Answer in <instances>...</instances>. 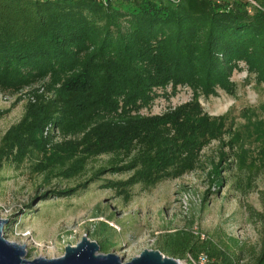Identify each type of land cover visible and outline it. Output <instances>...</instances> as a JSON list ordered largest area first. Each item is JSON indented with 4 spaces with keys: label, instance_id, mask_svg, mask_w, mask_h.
Returning <instances> with one entry per match:
<instances>
[{
    "label": "trees",
    "instance_id": "trees-1",
    "mask_svg": "<svg viewBox=\"0 0 264 264\" xmlns=\"http://www.w3.org/2000/svg\"><path fill=\"white\" fill-rule=\"evenodd\" d=\"M236 70L264 85V0H0V93L29 89L30 97L0 140V166L30 162L49 183L82 176L91 159L110 155L87 181L41 200L74 195L109 172H132L101 185L118 193L179 178L222 140L226 116L210 115L199 99L220 90L234 95ZM168 87L173 95L189 87L192 98L142 113ZM261 150L255 161L242 159L251 171L264 166ZM261 200V211L248 205L261 224L255 264H264ZM158 249L175 258L205 252L223 264L242 260L192 227L162 236Z\"/></svg>",
    "mask_w": 264,
    "mask_h": 264
},
{
    "label": "rangeland",
    "instance_id": "rangeland-1",
    "mask_svg": "<svg viewBox=\"0 0 264 264\" xmlns=\"http://www.w3.org/2000/svg\"><path fill=\"white\" fill-rule=\"evenodd\" d=\"M232 79L237 83L234 95L220 90L217 96L199 99L210 115L226 116L222 140L205 147L200 166L179 178L149 187L136 184L128 193H118L101 185L106 179L126 180L132 172H109L74 195L56 197L52 192L51 198L41 200L45 193L87 181L108 167L110 155L91 159L82 176L57 177L49 183L44 174L31 170L30 162L20 168L4 163L0 166V215L13 221L6 237L26 242L28 259L59 257L68 245L90 237L129 261L146 249H158L162 236L192 227L221 249L253 259L260 249L261 224L251 217L248 205L263 210L264 166L251 171L242 159L255 161L264 145V85L257 84L246 70L234 71ZM171 91V87L159 89L151 108L142 113H163L192 98L189 87H179L174 95ZM28 92L0 93V111L7 110L0 114V140L24 115ZM18 96L23 98L16 102Z\"/></svg>",
    "mask_w": 264,
    "mask_h": 264
},
{
    "label": "water",
    "instance_id": "water-1",
    "mask_svg": "<svg viewBox=\"0 0 264 264\" xmlns=\"http://www.w3.org/2000/svg\"><path fill=\"white\" fill-rule=\"evenodd\" d=\"M9 218L0 215V264H180L175 257L165 255L159 249H146L129 261L114 253L101 252L98 241L84 237L76 245H68L60 257L26 258L28 246L12 240L5 235Z\"/></svg>",
    "mask_w": 264,
    "mask_h": 264
},
{
    "label": "built area",
    "instance_id": "built-area-1",
    "mask_svg": "<svg viewBox=\"0 0 264 264\" xmlns=\"http://www.w3.org/2000/svg\"><path fill=\"white\" fill-rule=\"evenodd\" d=\"M250 1H253V0H250ZM178 90H179V88H178ZM159 114H161V113H159ZM27 235L31 236V233L25 234V236H27ZM23 244H26V242H24ZM26 245L28 246V244H26ZM60 256H62V255H60ZM176 259L180 264H223L222 262H220L219 260H217L214 257H211L210 255H208L205 252L200 253L198 256H194L191 253H188L184 258H176ZM235 264H255V263L252 260L242 259L241 261H239L238 263H235Z\"/></svg>",
    "mask_w": 264,
    "mask_h": 264
}]
</instances>
